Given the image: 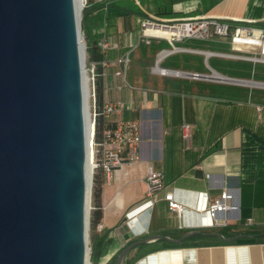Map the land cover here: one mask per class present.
I'll use <instances>...</instances> for the list:
<instances>
[{
    "label": "crops",
    "instance_id": "0c3cea01",
    "mask_svg": "<svg viewBox=\"0 0 264 264\" xmlns=\"http://www.w3.org/2000/svg\"><path fill=\"white\" fill-rule=\"evenodd\" d=\"M129 1L111 0L103 6L92 0L84 17L87 44L104 37L112 43L105 51L109 59L130 53L129 85L118 89L121 79L113 73L101 103L121 99L125 107L117 117L139 119L143 139L141 160L124 163L101 185L98 206L92 198L93 260L108 264L129 246L121 264H264V86L155 74L156 55L170 42L140 41L141 20L153 15L216 16L264 27V0H135L136 9ZM224 37L175 41L176 46L196 50L176 51L161 64L264 81V73L254 68L240 75L218 70L216 62L230 58L204 51L227 52ZM164 77L180 80L172 84ZM184 122L193 125L189 142L183 137ZM149 165L163 172L166 184L154 194L151 214L144 210ZM167 187L178 190L185 207L197 210V225L183 224L169 207L164 198ZM227 188L236 191L239 208L221 215L225 223L211 225L204 204Z\"/></svg>",
    "mask_w": 264,
    "mask_h": 264
},
{
    "label": "water",
    "instance_id": "95a60500",
    "mask_svg": "<svg viewBox=\"0 0 264 264\" xmlns=\"http://www.w3.org/2000/svg\"><path fill=\"white\" fill-rule=\"evenodd\" d=\"M83 7L0 0V264L90 262Z\"/></svg>",
    "mask_w": 264,
    "mask_h": 264
},
{
    "label": "built area",
    "instance_id": "2783aa9c",
    "mask_svg": "<svg viewBox=\"0 0 264 264\" xmlns=\"http://www.w3.org/2000/svg\"><path fill=\"white\" fill-rule=\"evenodd\" d=\"M103 6H107L111 0H96ZM87 3V0H86ZM84 3V6L87 4ZM140 41L151 43L153 38H165L171 48H162L158 51L155 63L152 66V72L155 74L172 76L178 78H194V79H211L222 83L235 82L239 84H253L264 86V81L255 79H246L228 76L215 70L210 72H194L177 68L163 66L162 61L169 55L180 50L196 49L176 46L175 41H181L185 38L195 37L209 39L216 36H230V45L232 50L223 51H204L207 56H218L230 59L244 60L252 63H264V27H254L246 25L231 19H220L216 16H188L175 18H160L156 15L145 17L141 20ZM158 28L169 30V34H159L155 32ZM100 48L103 52L112 47V43L106 38L99 40ZM86 60V59H85ZM131 61L130 53L118 55L112 59H102L99 63L104 67L113 66V73L121 79L117 84V88L121 89L124 85H129L126 74ZM98 62L89 60V67L85 71L90 70L89 77V121H90V163L92 167V176L101 170L106 181H109L116 170L124 163H135L141 160L142 146V130L141 121L137 118H119V114L125 107V103L121 99L106 100L99 103L96 92V78L98 75ZM213 72L220 74V78H213ZM102 119L100 130H98V121ZM184 139L189 142L193 133V125L184 122L181 126ZM100 131V137H98ZM146 181V201L144 203L145 211L150 214L153 211L155 201L154 194L165 188V177L162 171L156 170L149 165L145 176ZM92 191L90 212L93 208ZM198 192H194L196 196ZM164 198L168 201L169 207L176 211L180 216L182 223L189 226L197 225V210L184 206L183 201L178 197V190L173 187H167ZM238 196L234 189L224 190L219 197L213 200H207L204 204L203 212H205L210 220L211 225H219L225 223V219L221 220V215L226 217L229 212L237 211L239 204ZM91 215V214H90ZM252 222V218L247 219ZM90 226V222H89ZM103 225L98 224V228L102 229Z\"/></svg>",
    "mask_w": 264,
    "mask_h": 264
},
{
    "label": "trees",
    "instance_id": "16d2710c",
    "mask_svg": "<svg viewBox=\"0 0 264 264\" xmlns=\"http://www.w3.org/2000/svg\"><path fill=\"white\" fill-rule=\"evenodd\" d=\"M92 0H87V5L83 9V18H82V25L84 29V17L86 14V11L89 10V4ZM87 51L89 53V59L92 61L98 62V65L96 67L98 75L96 78V92H97V99L99 103H101V99L103 97V91H104V86L109 80H113L112 74L114 67L109 66V67H104L102 66L99 62L102 59H109V55H107L105 52H103L100 48L99 45V40H95L93 43H88L87 44ZM102 119L98 121V130H100V125H101ZM98 137H100V131H98ZM106 181L105 176L103 175L101 170H98L94 174L93 178V191H92V197H93V202L95 203L96 206L99 205V198H100V192H101V185ZM92 223V219L90 217V225ZM93 257V256H92ZM118 255L114 256V259L110 261L108 264H115L117 260ZM132 261H130L129 264H131Z\"/></svg>",
    "mask_w": 264,
    "mask_h": 264
},
{
    "label": "rangeland",
    "instance_id": "374dc122",
    "mask_svg": "<svg viewBox=\"0 0 264 264\" xmlns=\"http://www.w3.org/2000/svg\"><path fill=\"white\" fill-rule=\"evenodd\" d=\"M133 1L135 0H131L129 1L127 4H130V5H136ZM85 3H86V0H85ZM87 4V3H86ZM85 8V6L83 7V9ZM135 9H136V6H135ZM82 18H83V10H82ZM82 35H83V42L84 44L87 46V38L85 36V33H84V29H83V25H82ZM223 38V37H221ZM226 40H227V45H228V49L226 51H231L232 48H230V36H226L224 37ZM163 48H169L171 47L170 44L168 43H164L163 45ZM161 46V47H162ZM223 51V50H222ZM89 54H88V51L86 53V67H89ZM217 64V67H218V70H220L221 72H225L227 74H230V75H240V71L241 70H246V71H251L253 68H254V71L256 70V72H260V73H264V63H256V64H253V63H250V62H246V61H240V60H232V59H220L218 60V62H216ZM214 60L211 59V65L214 66L216 65ZM87 74L90 75V70L89 68L87 69ZM242 76V75H241ZM242 77H245V78H252L250 75H245V76H242ZM164 80L167 81V82H170L172 84H176L177 82H179L180 79H177V78H170V77H164ZM227 88H231V89H236V87L234 86H226ZM89 106H90V98H89ZM93 198V197H92ZM91 214V212H90ZM90 226H89V246H90V264H97L94 260H93V250H92V246H91V242H90Z\"/></svg>",
    "mask_w": 264,
    "mask_h": 264
},
{
    "label": "bare ground",
    "instance_id": "6f19581e",
    "mask_svg": "<svg viewBox=\"0 0 264 264\" xmlns=\"http://www.w3.org/2000/svg\"><path fill=\"white\" fill-rule=\"evenodd\" d=\"M84 3H85V0H77L78 10L81 9V7L84 5ZM155 32H157L159 34H164V35L169 34V30L161 29V28H158L157 30H155ZM212 77L215 78V79L216 78H220V74L217 73V72H213ZM84 82H85V91H86V97H87V117L89 118V100H88V96H89L90 84H89V77H88L86 71H85V76H84ZM90 167L91 166H89V173L91 171ZM88 264H90V262Z\"/></svg>",
    "mask_w": 264,
    "mask_h": 264
}]
</instances>
